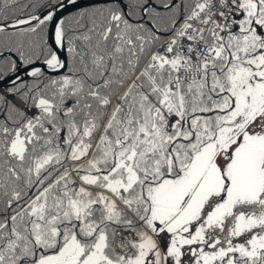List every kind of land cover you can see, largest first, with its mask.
<instances>
[{
  "label": "snow or ice",
  "instance_id": "6c2138e0",
  "mask_svg": "<svg viewBox=\"0 0 264 264\" xmlns=\"http://www.w3.org/2000/svg\"><path fill=\"white\" fill-rule=\"evenodd\" d=\"M0 264H264V0H0Z\"/></svg>",
  "mask_w": 264,
  "mask_h": 264
}]
</instances>
